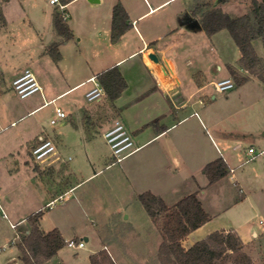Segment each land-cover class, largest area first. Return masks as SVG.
<instances>
[{
    "label": "rangeland",
    "instance_id": "obj_1",
    "mask_svg": "<svg viewBox=\"0 0 264 264\" xmlns=\"http://www.w3.org/2000/svg\"><path fill=\"white\" fill-rule=\"evenodd\" d=\"M205 1L196 9L205 10L217 3L216 7L233 17L249 12L251 2ZM71 3L62 10L57 4L49 3V0H0L5 19V27L0 28V67L4 70L15 68L19 73L25 68L33 72L37 69L42 80L50 86L49 91L43 92L45 99L72 84V78H64L59 63L45 53L41 44H45L47 36L39 37L38 30L42 33L46 29L52 30L54 9L68 13L74 11L80 2ZM71 20L69 16L66 18L69 25ZM194 38L197 42L201 38L202 44L208 48L216 46L232 66L240 68L236 61L240 51L228 30L222 29L212 36V43L201 30L194 33ZM74 43L69 41L67 46L62 47L66 55L61 62V65H68L73 71L75 66L68 49L72 52ZM252 43L258 57L264 61V37L256 38ZM189 45L194 48L188 68L199 61L200 68L210 77L228 72L223 62L209 52L202 51L203 45L200 48L192 43ZM99 47V53H102L103 45ZM95 55L94 59L98 57ZM182 59L186 61V57ZM185 68L188 69L187 66ZM49 72L51 78H48ZM246 76L245 82L236 85L237 77ZM183 78L179 73L181 86L185 82ZM232 78L235 83L232 89L217 92L213 86H209L204 91V103L180 111V114L192 111V116L178 129L190 126L201 134L207 149L213 150L212 142L206 138L210 137L224 155H229L233 177L230 178L231 172H228L218 183H209L196 189V193L212 215L211 225L236 227L244 251L253 263L264 264V154L258 153L264 150V83L246 70L235 73ZM11 82L8 78L0 80V264H25L19 259L17 245L28 228L26 218L38 210H42L39 218L42 230L60 226L65 236L84 242L82 247L65 244L55 255L40 264H90L89 254L97 249H105L115 264H161L157 257L162 239L159 229L141 206L139 194L135 195L121 176L118 165L124 162L105 168L108 157L112 159V155L102 132L92 141L84 142L86 148L78 146V150L71 148L61 154L50 153L42 160H35L30 155L31 140L35 135H53L58 132L61 120L50 123L55 106L65 114L62 121L69 123L70 118L75 121L77 108L89 102L83 91L92 83L68 90L50 104L26 113L27 106L38 105L44 100L39 92L20 98ZM184 96H187V90H184ZM204 116H209L215 122L214 129L205 121L207 127L201 132L195 119ZM218 132L226 135L228 146L218 143ZM236 143L239 146L233 148ZM250 146L256 150L255 155L245 154ZM98 169H101L99 173L87 178L93 170ZM69 185H75L71 193L57 198L51 205L46 203ZM84 236L88 237L87 241H84ZM192 240L190 235L182 245L187 248Z\"/></svg>",
    "mask_w": 264,
    "mask_h": 264
},
{
    "label": "crops",
    "instance_id": "obj_2",
    "mask_svg": "<svg viewBox=\"0 0 264 264\" xmlns=\"http://www.w3.org/2000/svg\"><path fill=\"white\" fill-rule=\"evenodd\" d=\"M59 1L63 5L62 10L67 9L72 4L71 2H80L74 11L70 10L68 13L62 11L66 18L69 16L72 19L70 25L67 23L73 33L72 38L62 40L55 32L53 16L55 12H59L56 9L52 12V30L46 29L43 33L38 30V35L39 37L42 35L47 36L45 44H41L45 53H48L47 49L50 44H57L61 55L58 61L60 72L64 78L71 76L72 84L55 95L49 94L50 96L45 99L43 92L49 91L50 86L46 84L48 82L42 80L37 69L35 72L31 70L42 88L40 94L44 101L38 105L27 106L26 113H31L50 104L68 90L78 89L92 83L84 89L83 95L85 96V93L93 87L90 77L95 76L96 78L97 73L112 66L118 67L126 81V87L113 101H109L106 96H103L96 101L82 104L77 108L75 121L70 118L69 123H66L62 121L63 118H60L61 126H59L58 132L53 135L38 133L32 138L30 148L35 144L39 135L53 141L55 153L57 152V154H61L64 150H71V148L78 150V146L86 148L87 145L84 142L92 141L100 132L104 137L107 128L111 124L113 125L115 119H119L132 135L134 150L125 156L121 160L124 163L118 166L120 167L121 176L126 179L129 188L135 195L150 191L159 195L168 206L173 205L188 194L195 193L197 196L196 189L209 184L207 177L202 172L203 167L217 158H222L226 162L229 172H231L230 178L233 177L229 165V155H224L223 150L214 141H211L210 137L206 138L212 142V151L205 147L200 137L201 134L196 133L190 126L186 125L184 128L182 126V129H178L181 124L188 120V117L192 116V111L188 114H180V111L191 105L204 103L206 99L204 91L209 86H213L214 81L224 77L232 78L231 71L238 74L245 71L239 64L240 57L236 60L240 67L238 69L224 58L223 52L216 46L208 48L206 44H202L201 38H198V42L195 40V32L200 30L204 32L200 23V14L203 10H198L196 7L207 1ZM116 3L122 4L126 10L129 26L122 32L116 42H112L110 40L112 9ZM172 3H174L173 6L165 9ZM214 4L218 6L217 3ZM189 17L197 19L200 28H188L186 18ZM4 27L5 25L0 28ZM219 31L212 35L204 33L212 43V36H215ZM69 41H75L73 51L71 52L68 49L75 71L71 70L68 65H61L66 55L62 47L67 46ZM189 43L198 46V48L203 45L202 51L204 53L209 52L223 62L228 72L225 75L210 77L207 72L200 68L201 63L199 61L198 64L188 68L191 65L194 48ZM100 45H103L102 53H99ZM90 47L92 48L89 49ZM95 52H98L97 55H95ZM149 53H154L157 56L158 63L149 58ZM94 55L98 57L94 59ZM182 57H186L185 62H183ZM217 68L220 67L217 66ZM18 73L19 71L15 68L4 70L0 67V80L8 78L12 81ZM179 73L185 79L182 86L178 79ZM50 76H52L51 73L48 78H51ZM244 78L247 80V76ZM184 90H187V96H184ZM56 108L58 107L55 106L54 108V117ZM23 115H20L18 119ZM88 119L91 121L89 122L91 127ZM205 121L213 129L216 127L215 122L209 116L197 117L195 122L198 127L200 126L201 132L202 129L207 127ZM202 134L205 136L204 133ZM217 134L219 135L218 143L222 142L224 147L228 146L226 135L222 132ZM238 146L239 144L236 143L233 148ZM111 160V157H108L105 168H110L115 164H110ZM51 168H53L52 165ZM100 171L101 169L93 170L87 178L96 175ZM223 177L212 183H218ZM75 185L66 186L55 198L46 203L51 205L57 198H62L64 194L71 193ZM198 199L210 215V219L190 232L182 240V243L187 242L188 237L191 235L193 237V240L190 241L191 245L194 241L215 230H234L239 236L236 227L211 225L212 215L206 210L203 200L199 197ZM53 228H57L65 240L73 239L65 236V231L60 226ZM83 239L87 241L88 237L84 236ZM10 264H13V262Z\"/></svg>",
    "mask_w": 264,
    "mask_h": 264
},
{
    "label": "trees",
    "instance_id": "obj_3",
    "mask_svg": "<svg viewBox=\"0 0 264 264\" xmlns=\"http://www.w3.org/2000/svg\"><path fill=\"white\" fill-rule=\"evenodd\" d=\"M200 23L207 35L222 29L228 30L240 51V66L264 83V61L258 57L252 43L254 39L264 37V0H251L249 12L234 17L216 6H208L200 14ZM53 24L62 40L72 38L73 33L62 13H54ZM4 25V15L0 9V27ZM128 26L126 10L122 4L116 3L112 9L110 40L116 42ZM47 52L55 62L60 60L57 44H50ZM231 75H235V72L231 71ZM96 78L109 101L118 97L126 87V81L117 66L97 73ZM235 80L236 85H240L246 79L237 77ZM202 172L208 182L212 183L226 176L229 167L222 158H217L207 163ZM138 199L152 223L159 229L162 239L157 257L161 264H254L234 230H215L187 248L182 245V240L190 232L210 219L195 193L182 197L171 206L150 191L140 193ZM41 216L42 210H38L27 217L28 228L17 245L19 259L25 264H40L66 244L57 228L44 231L39 227ZM89 263L115 264L105 249L91 253Z\"/></svg>",
    "mask_w": 264,
    "mask_h": 264
},
{
    "label": "built area",
    "instance_id": "obj_4",
    "mask_svg": "<svg viewBox=\"0 0 264 264\" xmlns=\"http://www.w3.org/2000/svg\"><path fill=\"white\" fill-rule=\"evenodd\" d=\"M49 2L57 4L60 8L63 7L59 0H49ZM62 16L66 19V15L62 14ZM90 80L93 82V87L85 93V97L87 101H96L104 96V91L95 76L90 77ZM11 83L13 90L20 98H25L35 92L40 93L42 91L34 73L29 68H25L22 72L17 74L12 79ZM213 86L217 92H223L232 89L235 86V83L231 77H224L214 81ZM64 117V112L61 109L56 108L55 117L50 119V123L54 124L58 119ZM104 138L111 150L112 160L110 164L120 162L125 156L134 150L132 135L119 119H115L113 125L104 132ZM50 153H55V145L53 141L43 135H39L35 144L30 148V155L35 160H42ZM258 153L264 154V150L259 151ZM246 154L255 155L256 150L250 146L248 147ZM65 243L69 247H82L84 245L83 240L75 241L74 239H67L65 240Z\"/></svg>",
    "mask_w": 264,
    "mask_h": 264
},
{
    "label": "water",
    "instance_id": "obj_5",
    "mask_svg": "<svg viewBox=\"0 0 264 264\" xmlns=\"http://www.w3.org/2000/svg\"><path fill=\"white\" fill-rule=\"evenodd\" d=\"M186 26L190 29H197L200 28V23L195 18H186ZM149 58L152 59L154 62L158 63V58L154 53H149ZM162 69V67L160 66Z\"/></svg>",
    "mask_w": 264,
    "mask_h": 264
}]
</instances>
